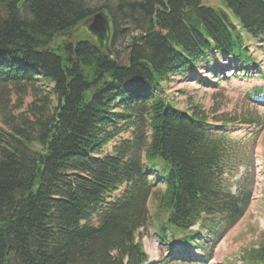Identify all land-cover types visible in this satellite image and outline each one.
<instances>
[{
	"label": "trees",
	"instance_id": "16d2710c",
	"mask_svg": "<svg viewBox=\"0 0 264 264\" xmlns=\"http://www.w3.org/2000/svg\"><path fill=\"white\" fill-rule=\"evenodd\" d=\"M222 1L236 25L201 0H0V114L9 90L52 99L31 105L33 121L3 119L0 264H147L137 234L150 200L164 217L155 237L177 245L153 264L199 260L196 247L209 259L248 209L253 173L234 193L233 173L250 167L229 134L240 127L179 110L163 88L198 68L215 76L223 59L264 79L244 38L264 52V0ZM100 10L112 57L77 30ZM249 96L264 100V87ZM244 264H264V245Z\"/></svg>",
	"mask_w": 264,
	"mask_h": 264
},
{
	"label": "rangeland",
	"instance_id": "374dc122",
	"mask_svg": "<svg viewBox=\"0 0 264 264\" xmlns=\"http://www.w3.org/2000/svg\"><path fill=\"white\" fill-rule=\"evenodd\" d=\"M201 4L214 9L218 14L224 13L227 19L236 25L235 17L225 7L222 0H201ZM237 32L238 34L241 33L239 30ZM244 38L249 40V49L253 57L259 61L258 69L264 74V52L260 48L259 42L248 38L246 35ZM126 42L127 39L123 38L117 44V50L121 55L125 54L124 45ZM232 67H235V63H230V60H219L217 65L214 64L215 70L221 72L217 78L210 73L197 72V76L183 80L175 78L164 86L167 98L179 110L191 112L192 107L195 106L198 107L202 115L206 116L216 126L219 125V120H234L231 124L242 125L240 130L232 131L230 129L229 134L237 143L241 155L244 154L247 158L246 160L249 162L247 165L250 167L241 164L233 173L230 178L231 190H237L238 182L242 180L245 173H253L254 179L253 200L237 225L229 230L223 239L215 245L205 263L201 261V257L205 253L196 247L192 249L191 253L199 260H190L184 264H223L225 261L236 264L235 260L238 261V257H242L240 264H244V258L251 249L264 245V100L252 101L249 99L251 89L258 86L264 87V79L259 80V74L253 69L244 71L248 74L253 73L252 79H246L243 72L231 70ZM198 79L206 82L199 83ZM39 89L42 91L40 95L31 88H27L22 96L14 90L8 91L6 108L0 114V129H6V126L3 125V119L8 115L13 118L21 115L22 119L34 120L30 107L31 105L40 106L41 103L37 99L47 96L46 91H48L44 86L39 87ZM47 98L46 109L49 110L52 99L49 96ZM20 117L16 120L17 122L21 121ZM241 123L255 124L245 126ZM254 132L257 133L254 134ZM108 152H110V147L106 149L105 153ZM261 162L262 166L260 167ZM147 208L151 218L150 224L138 232L137 240L142 244L143 250L150 260L152 258L156 261L164 260L169 255L171 248L170 246L167 247L164 242H160L153 231V227L157 226L164 217L157 210L152 200L148 202ZM167 239L174 245L170 251L175 252L177 250L175 240H170L169 236Z\"/></svg>",
	"mask_w": 264,
	"mask_h": 264
},
{
	"label": "water",
	"instance_id": "95a60500",
	"mask_svg": "<svg viewBox=\"0 0 264 264\" xmlns=\"http://www.w3.org/2000/svg\"><path fill=\"white\" fill-rule=\"evenodd\" d=\"M80 27L86 29V31L96 39V46L100 50L106 52L110 57L113 56L109 49L111 36L110 22L105 10L97 11L86 18L81 23Z\"/></svg>",
	"mask_w": 264,
	"mask_h": 264
},
{
	"label": "bare ground",
	"instance_id": "6f19581e",
	"mask_svg": "<svg viewBox=\"0 0 264 264\" xmlns=\"http://www.w3.org/2000/svg\"><path fill=\"white\" fill-rule=\"evenodd\" d=\"M164 86V85H163ZM164 89V88H163ZM51 95V94H50ZM8 102V101H7ZM20 102V101H19ZM17 106V105H16ZM12 115V114H11ZM205 118V117H204ZM35 119V118H34ZM5 123V122H4ZM141 156V155H140ZM158 165V164H157ZM157 221V220H156ZM149 257V256H148ZM144 259V258H143ZM157 262L154 258H152L151 260L149 259L148 263L147 264H153Z\"/></svg>",
	"mask_w": 264,
	"mask_h": 264
}]
</instances>
